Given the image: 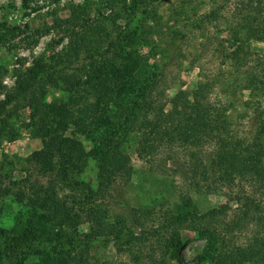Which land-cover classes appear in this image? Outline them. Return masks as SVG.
<instances>
[{
    "label": "rangeland",
    "instance_id": "rangeland-1",
    "mask_svg": "<svg viewBox=\"0 0 264 264\" xmlns=\"http://www.w3.org/2000/svg\"><path fill=\"white\" fill-rule=\"evenodd\" d=\"M243 17L256 21L264 18V0H0V264H14L19 258L22 264H195L204 244L198 231L208 222L223 234L232 232L231 248L246 246L256 233L264 239V213L258 221L246 218L236 224L242 216L241 197L263 201L264 190L259 183L237 176L233 183H220L215 190H208L202 181V190L193 191L177 168L190 172L192 154L206 161L214 146L207 142L197 148L164 144L157 146L152 160L140 158L136 152L140 133L135 129L144 116L131 120L134 130L128 136H111L112 143H121L116 163L126 161L127 168L116 169L102 180L103 191L97 195V202L106 208L105 216L101 227L95 226V238L88 246L50 249L54 228L20 206L13 196L28 177L43 186L51 182L49 170L30 156L43 147L46 135L63 118L72 115L70 124L60 128L62 135L80 140L85 151L93 144L79 129L91 136L116 131V119L126 101L120 111H108L109 127L104 115L93 117L90 108L87 115L82 109L99 97L100 105L111 102L122 83L127 84L123 97H130L128 87L137 90L148 83L144 92L152 103L148 119L160 107L169 111L176 99L192 100L204 85V93L212 102L227 106L232 133L244 146L260 144L264 150V90L253 94L243 83L232 85L236 68L251 66L258 69L264 82V41H248L243 49L251 54L246 59L241 58L242 52L236 63L229 58L236 48L231 34L240 29ZM153 65L159 66L156 76L151 75ZM35 66L51 71L28 81ZM25 82L30 84L20 90ZM7 95L12 100L4 104ZM75 122L83 125L76 126ZM53 162L58 163L56 159ZM262 165L264 168V158ZM97 171L95 156L86 155L78 176L83 181L82 191H77L76 204H72L75 209L81 207L86 185L98 187ZM58 193L61 198L70 190L62 187ZM225 204L228 211L213 220L202 218L178 228L180 263L163 247V235L147 239L138 248L99 241L104 237L102 227L109 230L107 223L119 220L130 225V208L138 209L141 216L144 209L154 211L144 214L149 227L167 213L202 214ZM91 229L88 221L82 220L72 234L73 240ZM62 231L68 236L71 229L64 227ZM29 235L19 246V257L5 254V239ZM66 241V235L60 237L61 243ZM45 248L43 255L36 254L37 249Z\"/></svg>",
    "mask_w": 264,
    "mask_h": 264
},
{
    "label": "trees",
    "instance_id": "trees-1",
    "mask_svg": "<svg viewBox=\"0 0 264 264\" xmlns=\"http://www.w3.org/2000/svg\"><path fill=\"white\" fill-rule=\"evenodd\" d=\"M244 17L243 23L239 27L240 29L238 31L234 30L231 34L233 46H236L229 55L232 63L234 60L235 63L238 61V54L241 52V58L246 59L249 57L250 51L243 49L245 45H248V41L252 39L264 41V18L261 17L257 21L254 19V21ZM246 32L247 36H244ZM64 62L66 63V60L60 61L61 64H64ZM158 67L153 65L152 76L157 75L155 71ZM261 68L264 69V67ZM0 69H2V66H0ZM236 70L232 85L238 86L243 83V87L253 94L256 91L264 90L263 79L258 75L259 72L256 67L251 66L245 70L236 68ZM50 71V69L35 66L31 69L30 77L27 80L35 81L39 75L49 74ZM152 80L153 82L155 81V79ZM25 83L20 85V90L25 89L30 84L29 82ZM126 85V83H122V85L116 87L111 102L100 105L101 97H99L96 102L89 103L82 109L83 113L87 115V108H90L91 112L89 115L93 114V117L104 115L106 118L105 123L109 127L111 117L108 115V111L113 109L120 111L121 107L124 106L123 102L126 101L124 111H121L119 118L116 119L118 124L116 131H112L110 134V129L105 131L108 135L98 134L97 136H91L87 135L83 129H79L84 132L82 134L86 138H91L90 140L93 144L90 150L85 151L80 140L64 136L61 133L60 128L66 127L69 120H71L70 116L72 115L70 114V116L61 120V124L58 123L52 129V133L46 135V139L43 140V147L33 151L30 156L32 161L42 164L44 169L49 170L52 174L51 182L43 186L28 177L23 180L24 182L22 181L23 188L18 187L13 196L20 206L27 208L33 215H36L44 223L54 228L52 242L49 245L52 250L66 251L75 250L79 246L86 247L90 244L92 238H95L94 228L97 224L101 227L106 210L105 207H102L97 202V195L103 191L104 182L102 180L106 176H110L116 169L127 168L126 161L119 165L116 163L117 156L120 155L119 147L121 143L117 141L112 143L110 140L114 139H111V136L113 135L112 138L121 134L123 138L128 136L129 132L131 133L134 130L132 119H139L143 116L145 118L135 129L136 132L140 133L136 146V152L140 158L152 160L151 157L155 153L157 146L164 144L172 145V143H176V145L197 148L200 143L207 142L214 146L213 153H211V156L209 155L206 161L201 160L195 153L192 154L191 163L193 169L190 172L188 168H181V166L177 168L176 166L180 176L187 180L189 188L193 191L200 192L202 190V181L205 182L204 186H207L208 190H215L216 187L219 188L220 183H233L237 176L246 178L249 182L257 181L259 188L264 190V168L262 165L264 150L262 145L244 146L242 141L232 133L231 122L225 113L227 106L217 105L212 102L204 93V89H206L204 85L200 86L198 93L194 95L192 100L176 99L169 111H165L164 108L160 107L153 113L152 118L149 117L151 119L146 118V114L151 110L152 103L144 97V92L149 86L148 83L144 82L137 90L133 87H128L130 88L129 91H131L130 95H128L130 97H123L124 90L127 89L125 88ZM103 94V91L100 90V95ZM125 94L127 96L126 91ZM11 100L12 96L7 95L3 103L5 104ZM144 108H147L146 111H142V114L139 113V110ZM56 113L59 114L60 112L57 111ZM130 121L132 125L129 124ZM73 124H76V122ZM82 125L83 122L76 124V126ZM118 127H120V131L117 132ZM116 133L117 135L114 136ZM88 154L95 156L98 169L97 176L100 181L96 189L86 185L83 189L82 201H78L81 203V207L75 209L72 204H76L77 191H82L80 186L83 184L82 179L78 178V176L82 169L83 158ZM54 159L58 162L56 165H54ZM62 187H68L70 193L60 198L58 189H62ZM7 190L4 189L5 192ZM241 198L244 199L240 201L242 216L236 224L246 220V218L256 221L259 218L260 220L264 213V199L261 202L251 196H243ZM228 209L229 205L225 204L221 207L210 208L202 214L196 211L167 213L165 217L159 220L157 225L146 227L147 219H145L146 216L144 214L149 215L154 211L144 209L143 217L138 209L130 208L128 213L130 225L119 220L107 223L110 224L108 226L109 230L105 231L102 227L101 230L103 232H100L104 234V237L99 241L104 243L110 241L117 246L127 245L130 248H138V245L144 244L147 239L159 238L163 235V247L168 250L170 255L176 256L180 263L182 260L178 256V251L181 246V239L178 228L191 221H199L202 218L213 220L228 211ZM82 220L88 221L92 229L90 232L73 240L72 234ZM64 227L71 229L68 236L65 231H62ZM135 230H138V232ZM0 231L2 232L3 230L0 229ZM107 232L112 233L113 236H109ZM228 232L223 234L209 222L206 226L201 227L198 235L204 240V244L201 252L195 257V264H242L243 262L264 264V239L258 237V233L253 235V238L246 243V246H233L231 248L230 242L233 236L231 231ZM63 235H66L68 240L65 244L60 242V237H63ZM29 237L30 235L26 237L10 236L4 241L3 251L5 254L10 253L11 258L16 257L19 246L26 242ZM46 251L45 248L37 249L35 252L37 255H43ZM23 262V259L19 258L14 264H22Z\"/></svg>",
    "mask_w": 264,
    "mask_h": 264
}]
</instances>
